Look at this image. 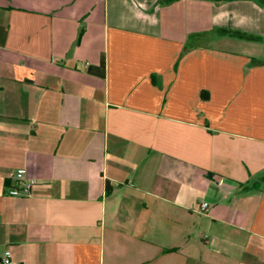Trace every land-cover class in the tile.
<instances>
[{
  "label": "crops",
  "instance_id": "obj_1",
  "mask_svg": "<svg viewBox=\"0 0 264 264\" xmlns=\"http://www.w3.org/2000/svg\"><path fill=\"white\" fill-rule=\"evenodd\" d=\"M254 58L264 0H0V264H264Z\"/></svg>",
  "mask_w": 264,
  "mask_h": 264
},
{
  "label": "built area",
  "instance_id": "obj_2",
  "mask_svg": "<svg viewBox=\"0 0 264 264\" xmlns=\"http://www.w3.org/2000/svg\"><path fill=\"white\" fill-rule=\"evenodd\" d=\"M16 178L19 180L20 182V188H16L15 191L20 193V194H27L29 193L31 187L33 186V184L36 183V180H29L25 177V175L22 173V172H19L17 173L16 175ZM209 206V203L208 202H204L202 205H201V209L204 211L208 208ZM3 262L5 264H10L11 263V260L6 257L3 259Z\"/></svg>",
  "mask_w": 264,
  "mask_h": 264
},
{
  "label": "trees",
  "instance_id": "obj_3",
  "mask_svg": "<svg viewBox=\"0 0 264 264\" xmlns=\"http://www.w3.org/2000/svg\"><path fill=\"white\" fill-rule=\"evenodd\" d=\"M261 2V1H260ZM254 60V62H256V61H264V59L263 60H259V59H256V58H254L253 59ZM91 70L92 69H94V68H90ZM101 69L103 70V71H105V59H104V57H103V59H102V61H101Z\"/></svg>",
  "mask_w": 264,
  "mask_h": 264
}]
</instances>
